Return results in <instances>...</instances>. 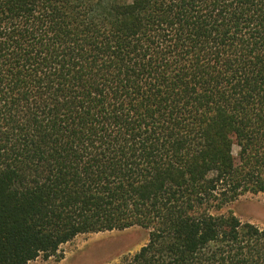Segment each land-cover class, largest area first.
I'll return each instance as SVG.
<instances>
[{
	"label": "trees",
	"instance_id": "16d2710c",
	"mask_svg": "<svg viewBox=\"0 0 264 264\" xmlns=\"http://www.w3.org/2000/svg\"><path fill=\"white\" fill-rule=\"evenodd\" d=\"M264 0H0V264L141 227L119 264H264Z\"/></svg>",
	"mask_w": 264,
	"mask_h": 264
},
{
	"label": "rangeland",
	"instance_id": "374dc122",
	"mask_svg": "<svg viewBox=\"0 0 264 264\" xmlns=\"http://www.w3.org/2000/svg\"><path fill=\"white\" fill-rule=\"evenodd\" d=\"M227 210L244 221L264 226V192L245 194ZM148 238L149 231L141 227L79 234L62 244L56 254L40 255L29 264H119L124 257L136 253Z\"/></svg>",
	"mask_w": 264,
	"mask_h": 264
}]
</instances>
